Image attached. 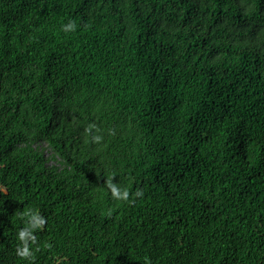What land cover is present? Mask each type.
Instances as JSON below:
<instances>
[{
	"label": "trees",
	"instance_id": "16d2710c",
	"mask_svg": "<svg viewBox=\"0 0 264 264\" xmlns=\"http://www.w3.org/2000/svg\"><path fill=\"white\" fill-rule=\"evenodd\" d=\"M0 264H264V0H0Z\"/></svg>",
	"mask_w": 264,
	"mask_h": 264
},
{
	"label": "clouds",
	"instance_id": "9594fccd",
	"mask_svg": "<svg viewBox=\"0 0 264 264\" xmlns=\"http://www.w3.org/2000/svg\"><path fill=\"white\" fill-rule=\"evenodd\" d=\"M74 24L66 25V28H74ZM93 126H89V130ZM94 139L96 141H101L103 136L95 135ZM109 187L111 189V193L116 199H127L129 197V191L127 188H122L115 182L110 181ZM23 215L26 217L25 226L21 228L17 234V239L21 242L20 247H18L17 252L20 256L30 257L32 252L30 250L29 241L35 242L37 236L34 234V230L42 227L46 223V219L42 216L38 211L34 209H29Z\"/></svg>",
	"mask_w": 264,
	"mask_h": 264
},
{
	"label": "rangeland",
	"instance_id": "374dc122",
	"mask_svg": "<svg viewBox=\"0 0 264 264\" xmlns=\"http://www.w3.org/2000/svg\"><path fill=\"white\" fill-rule=\"evenodd\" d=\"M44 146H46V147H45L46 149L48 148V146H47V145H44ZM46 154H47V155H49V154H50V148H48V150H47Z\"/></svg>",
	"mask_w": 264,
	"mask_h": 264
}]
</instances>
